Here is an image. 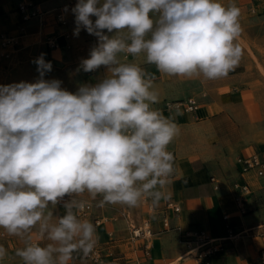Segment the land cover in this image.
I'll return each mask as SVG.
<instances>
[{
  "label": "clouds",
  "instance_id": "clouds-1",
  "mask_svg": "<svg viewBox=\"0 0 264 264\" xmlns=\"http://www.w3.org/2000/svg\"><path fill=\"white\" fill-rule=\"evenodd\" d=\"M71 12L73 34L97 38L77 69L103 68L96 82L70 91L46 79L53 65L41 53L33 81L0 84V229L22 242V264L93 254L99 238L82 214L97 197L99 206L153 209L169 198L168 147L179 129L153 107L151 74L124 57L143 55L161 74L210 81L242 57L235 0H77ZM7 256L0 245V264Z\"/></svg>",
  "mask_w": 264,
  "mask_h": 264
},
{
  "label": "crops",
  "instance_id": "crops-1",
  "mask_svg": "<svg viewBox=\"0 0 264 264\" xmlns=\"http://www.w3.org/2000/svg\"><path fill=\"white\" fill-rule=\"evenodd\" d=\"M18 1L21 0H0V35L4 33L17 35L20 42L13 58L9 62L0 63L7 68L12 69L14 67L21 55L20 50L29 45L42 46V50L35 52L34 57L43 52L50 61L57 58L55 55L58 52L62 56V49L66 48L65 43L68 40L69 43L71 41L73 43L72 51L81 52V54L89 53L90 48L96 43L97 38L86 34L83 29L79 36L73 34L75 18L71 8L75 6L77 0L71 4L68 11V22L65 25L56 23L50 16L43 22L38 18L22 21L15 9ZM28 1L40 5L43 9H51L65 0ZM67 30L71 33L68 40L62 35ZM49 34L58 41L59 47L50 49L44 44V38ZM87 57L88 55L82 58ZM124 59L139 64L147 73L151 74L154 90L157 91L159 99L162 98L164 90H162L163 88L160 89V86L165 83L162 74L157 71L155 66L147 63L140 64L137 57L127 56ZM104 71L102 68L92 75L84 72L83 74L88 78V82L95 83ZM161 111L164 112L165 117L171 118L179 129L178 135L168 147V150L174 155V174L166 189L170 194L169 198L162 200L159 206L152 210H148L143 203L135 208L137 209L135 212L132 207L125 206L133 210V213L130 212L137 223L144 218L150 220L153 232L146 239L149 242L147 249L144 246L145 239L130 237L125 222L119 215V209L124 205H97L95 211L92 207L93 213L91 212L85 218L90 221L91 217L93 218L91 222L94 224L99 238L98 244L104 248V264H196L195 250L188 252L189 247L181 240L180 229L191 231L205 229L212 238L227 237L223 246L217 249L210 259V264H226V259L231 255L240 254L239 249L241 247L237 246L234 237L240 234H242L241 237H244L243 232L245 230H253L252 232H254L255 228L262 226V222H264V207H262L264 204V181H262V175L257 176L253 171L245 174L244 178L250 185L251 193L247 196L246 201L248 211L240 214L234 203L231 188V182L237 178L240 179V164L233 162L231 166H228L222 162L216 153L212 152L208 143L211 142L208 140L212 139L211 134L219 132L220 126L216 119L217 116L209 114L211 109L208 106L199 107L193 112H168L163 109ZM254 120L259 129H264V115L261 112ZM256 139L251 138L248 140L249 143L247 141L241 143L246 147L244 150H237L238 156H246L252 152L264 155L262 154L264 153L262 152L264 142L259 138ZM254 141L259 143L255 144ZM211 175L219 179L218 188L213 187V183L210 181ZM84 198L86 197L84 196ZM167 201L178 204L180 210L174 212L172 209L165 208L164 203ZM57 213L62 215L63 209L57 208ZM164 214H168L169 228L162 227L161 218ZM224 214L228 215L227 220L223 218ZM95 219H99L97 224ZM226 224L231 226L230 235ZM125 234L131 243L129 247L121 238ZM0 244L7 245V242L0 240ZM116 245H120L118 250L114 249ZM192 251L194 252L192 253ZM184 253H188L187 258H183L186 255L182 257ZM7 260L9 259L6 258L3 264H13ZM19 264H22L21 260Z\"/></svg>",
  "mask_w": 264,
  "mask_h": 264
},
{
  "label": "rangeland",
  "instance_id": "rangeland-1",
  "mask_svg": "<svg viewBox=\"0 0 264 264\" xmlns=\"http://www.w3.org/2000/svg\"><path fill=\"white\" fill-rule=\"evenodd\" d=\"M248 1L235 0L241 10L240 23L242 27V33L238 40L242 49V57L238 66L227 77L211 81L202 77L184 78L162 74L165 84L160 86V89L164 90L163 96L154 107L160 111L162 109L167 111L164 105L165 101L185 100L188 96H194L197 99V109L208 106L211 109L209 114L217 116L216 119L220 126L219 132L211 134L212 139H208L211 141L208 143L212 152L216 153L228 166L237 162L239 157L245 156L237 154V150H244L246 147L241 143L246 141L249 143L248 140L251 138H259L264 142V129H259L254 120L257 119L260 112L264 115V0L249 3ZM221 2L227 5L229 0H221ZM72 48L71 41L69 47L62 49V56L58 52L55 55L57 58L50 60L53 67L52 71L46 75V79H60L65 88L75 91L79 83L88 82V78L83 72L77 71L80 58L87 56L88 53L82 52L83 54H81V52L72 51ZM38 50H42V46L35 44L21 49L19 52L21 55L19 59L17 58L12 69L0 64V84H10L21 80L33 81L38 73L36 65L32 61L34 53ZM137 58L140 64L145 63L143 55ZM162 114L164 115V112ZM253 143L258 144L259 142L254 141ZM261 178L264 181V175ZM84 196L89 199L87 194ZM100 199L101 197H97L96 201H92L94 211L97 209ZM132 208L134 212L137 211L135 209L137 207ZM129 210L133 213L132 209ZM54 211L58 214L57 209ZM92 219L91 217V221ZM252 231L245 230L244 237H241L242 234L234 237L237 246L241 247L240 254L231 255L226 259V264H260L257 251L264 247V222H262V226L255 228L254 232ZM121 238L124 239L128 247L131 246L126 234ZM0 240L7 242V245H3L8 250L6 258L9 260L7 261L19 264L20 258L15 256V249L22 247V242L16 237L7 236L3 229H0ZM118 248L120 245L114 247L115 250ZM187 256L183 258H187ZM72 264H93V262L83 258L81 254H75Z\"/></svg>",
  "mask_w": 264,
  "mask_h": 264
},
{
  "label": "built area",
  "instance_id": "built-area-1",
  "mask_svg": "<svg viewBox=\"0 0 264 264\" xmlns=\"http://www.w3.org/2000/svg\"><path fill=\"white\" fill-rule=\"evenodd\" d=\"M74 0H65L61 4L51 8L43 9L40 5L28 1L21 0L16 4L15 9L20 15L21 20H29L30 18H38L41 22L45 21L49 16L58 24L65 25L68 22V11L71 8V4ZM256 1V0H249ZM67 7L68 11H65ZM86 34H88L85 31ZM62 35L68 40L71 37V33L67 30L62 33ZM89 35V34H88ZM44 44L52 49L59 47L58 41L52 35H46L44 38ZM20 45L19 37L13 34H1L0 35V63L9 62L13 58V54L18 49ZM66 47L70 46L69 40L65 43ZM43 53V52H41ZM41 53L35 55L34 59L37 58ZM45 54V53H44ZM45 60L49 61L45 54ZM81 61V60H80ZM80 64V62H79ZM96 73V72H95ZM92 75L94 73H86ZM165 109L167 111H181V112H193L197 109L198 102L194 96H188L185 100H168L165 101ZM237 162L240 164L239 176L240 179H235L231 182V188L233 191V200L240 214H244L248 211L246 201L247 196L251 193V188L249 183L245 180V174L249 171H253L257 176L264 175V155L258 152H252L244 157H239ZM210 181L213 183L214 188H218L219 179L211 175ZM84 198V197H83ZM87 199V198H85ZM148 210L153 208L150 206V202L143 203ZM165 208L172 209L174 212L180 210V206L173 202L167 201L164 203ZM93 203L91 201V207L86 208L85 212L82 214V218L87 217L92 212ZM119 215L123 218L126 229L132 238H143L144 246L147 249L149 247V242L146 240L152 234V227L149 219H142L137 223L132 216L130 210L121 206L119 209ZM223 218L227 220L228 215L224 214ZM99 219H95L97 224ZM161 223L163 228H169L170 222L168 214H164L161 218ZM229 235L231 234V226L226 224ZM181 240L189 247L188 252L195 250L194 256L196 259V264H210L211 256L214 252L223 246V242L227 237L223 238H212L210 237L205 229H200L197 231L180 229ZM104 248L97 243L96 248L89 257L85 258L93 262V264H104ZM258 261L260 264H264V247L260 248L258 251Z\"/></svg>",
  "mask_w": 264,
  "mask_h": 264
},
{
  "label": "bare ground",
  "instance_id": "bare-ground-1",
  "mask_svg": "<svg viewBox=\"0 0 264 264\" xmlns=\"http://www.w3.org/2000/svg\"><path fill=\"white\" fill-rule=\"evenodd\" d=\"M187 254H188V253H184V254H182V257L185 256V255H187Z\"/></svg>",
  "mask_w": 264,
  "mask_h": 264
}]
</instances>
